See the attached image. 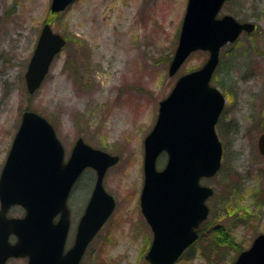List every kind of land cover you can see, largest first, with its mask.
Listing matches in <instances>:
<instances>
[{
    "label": "rangeland",
    "instance_id": "rangeland-1",
    "mask_svg": "<svg viewBox=\"0 0 264 264\" xmlns=\"http://www.w3.org/2000/svg\"><path fill=\"white\" fill-rule=\"evenodd\" d=\"M50 1L0 0V170L28 108L51 122L65 158L78 137L118 155L104 178L116 207L83 264H148L152 234L139 208L143 140L176 79L199 69L208 54L193 53L168 76L187 0H75L57 15ZM223 15L253 22L257 31L219 51L210 83L226 99L215 128L222 167L200 181L215 191L208 202L213 221L176 264H231L237 251L264 233V157L257 149L264 133V0H227L218 18ZM44 22L66 38L67 47L30 96L24 72ZM165 160V154L157 158L158 170ZM94 178L87 169L81 178L90 192ZM85 194L80 184L72 199L75 216ZM215 223L221 230L212 229Z\"/></svg>",
    "mask_w": 264,
    "mask_h": 264
},
{
    "label": "water",
    "instance_id": "water-1",
    "mask_svg": "<svg viewBox=\"0 0 264 264\" xmlns=\"http://www.w3.org/2000/svg\"><path fill=\"white\" fill-rule=\"evenodd\" d=\"M73 1L51 0L50 11L62 12ZM224 1L187 0L168 76L175 75L193 52L206 51L208 58L201 68L177 79L169 95L159 102L156 121L143 141L140 209L153 234L145 255L149 264H174L197 239L195 229L208 215L205 201L213 190L202 186L200 179L212 177L220 168L222 146L215 124L225 102L209 82L219 61V49L255 28L254 23H240L230 15L216 18ZM65 44V38L53 32L48 23L42 25L24 74L28 94L39 89ZM257 147L264 156V134L258 137ZM161 152L166 153L167 160L157 170L155 163ZM118 161V156L94 149L82 138L76 140L65 160L51 124L25 110L0 175V264L22 254L29 256V264H78L87 244L115 207L103 178ZM85 168L95 170L96 179L74 245L64 254L66 199ZM12 205L22 206L24 217L8 219L6 213ZM58 213L60 219L54 223ZM11 234L16 237L14 244L8 242ZM40 243L41 256L34 257L31 252ZM37 259L40 261L36 263ZM233 264H264V234L240 252Z\"/></svg>",
    "mask_w": 264,
    "mask_h": 264
},
{
    "label": "flooded vegetation",
    "instance_id": "flooded-vegetation-1",
    "mask_svg": "<svg viewBox=\"0 0 264 264\" xmlns=\"http://www.w3.org/2000/svg\"><path fill=\"white\" fill-rule=\"evenodd\" d=\"M86 185V194H85V201H84V204H83V209H82V212L75 216L74 215V205L72 203V199H73V196L75 195V192L77 191V189L79 188V185ZM89 197H90V187L88 185V183H83L81 178L77 179V181L73 184L70 192H69V195H68V199H67V208H68V211H69V224H68V229H67V234H66V237H65V240H64V246H63V252L65 253L67 250H69L70 248H72V246L74 245V242H75V238H76V230H77V226H78V223H79V220H80V217L83 213V210L85 208V206L87 205L88 201H89ZM15 209H19L20 212H21V215H18V216H14V212H15ZM25 214V210L22 208V207H19V206H12L6 216L8 218H18V217H23ZM60 216L61 214H58L57 216H55L54 218V222H58V220L60 219ZM16 241V238L13 234L9 235L8 237V242L10 244H13L15 243ZM88 247L89 245H87V247L85 248V251L83 253V255L81 256V259H80V262L79 264H83L84 263V260H85V257H87V252H88ZM40 248H41V243L38 244V245H35L31 254L34 255V257H36L38 254L40 255ZM27 249L24 248V252L26 253ZM41 256V255H40ZM38 261H40V259L36 260L35 262L37 263ZM5 264H29V256L27 254H22L21 256L17 257V258H14V257H10L8 258L6 261H5Z\"/></svg>",
    "mask_w": 264,
    "mask_h": 264
},
{
    "label": "trees",
    "instance_id": "trees-1",
    "mask_svg": "<svg viewBox=\"0 0 264 264\" xmlns=\"http://www.w3.org/2000/svg\"><path fill=\"white\" fill-rule=\"evenodd\" d=\"M54 15H57V13L56 14H54ZM69 46V45H68ZM65 47H67V44H66V46ZM29 109V108H28ZM264 171V170H263ZM262 185V182L260 183V186ZM263 194V196H264V193H262ZM255 196V193H253V197ZM209 208H210V217H209V220H208V225H210V223H211V221H213L212 220V214H213V207H212V205H210L209 204ZM219 230H221V228L219 229ZM218 231V230H217ZM205 254V253H204Z\"/></svg>",
    "mask_w": 264,
    "mask_h": 264
}]
</instances>
